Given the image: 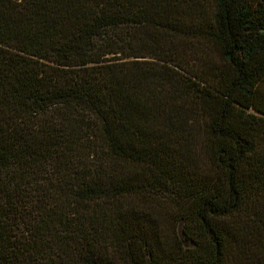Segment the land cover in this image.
Returning <instances> with one entry per match:
<instances>
[{"label":"trees","instance_id":"1","mask_svg":"<svg viewBox=\"0 0 264 264\" xmlns=\"http://www.w3.org/2000/svg\"><path fill=\"white\" fill-rule=\"evenodd\" d=\"M205 11V0H0V264H264V118L244 110L263 111L264 0H215L210 22ZM188 32L224 67L181 72L153 52ZM148 53L167 69L129 59ZM184 111L202 119L212 179L160 159L185 145ZM98 153L151 164L157 189L130 170L107 179ZM141 189L178 228H159L147 200L114 204ZM244 205L263 228H226Z\"/></svg>","mask_w":264,"mask_h":264},{"label":"rangeland","instance_id":"2","mask_svg":"<svg viewBox=\"0 0 264 264\" xmlns=\"http://www.w3.org/2000/svg\"><path fill=\"white\" fill-rule=\"evenodd\" d=\"M214 6L215 0H205L206 11L204 18L209 22L214 12ZM189 17L190 16L185 17L187 23L190 21ZM168 40L169 41H166L165 38L160 37V44L157 49L153 50V52L160 56L171 58L172 61L167 62L168 65L174 67V69L178 71L185 72L186 70L200 73L204 70H210L215 67H224L226 64V56L224 52L209 40L208 37L196 38L188 32V34L179 33L175 35L174 38ZM139 42V37H136L132 43L137 45ZM170 51H172L171 54L165 53L164 55L163 53ZM129 59L137 60L138 63H140L138 69L147 70L146 73H149L150 71H165L167 69L161 65L164 64V61L159 60L157 56H153L149 53L143 56L131 57ZM254 104L263 111H257L254 108L244 110L247 113H252L256 117L264 118V77L260 80L259 85L257 86ZM187 106H190L189 102H187ZM180 113H183L184 117L180 115V117H177L174 120L176 121L177 129L182 133L180 135L184 137L185 145H183L179 151H174L172 153L161 152L164 156L160 159L172 165V170L175 173L177 172L181 174L182 178L188 176V178L194 182H202L204 178H214V169H211L208 165V161L205 158L204 153L200 150L197 140L202 119L196 115L195 111H192V113L190 111L189 113L186 111ZM254 123L261 124L264 127V120L262 119L254 120ZM106 154L107 153H98L95 160H93L97 170V163L101 164V170H98L101 175L107 179L116 175V173L127 176V171L130 170L133 172L136 179L140 180L145 189H157V186L151 181L149 176V171L152 167L151 164L146 162L143 164H134L135 166L118 164L119 162L115 163V158L111 159L106 156ZM145 191L141 189V192L137 194H121L115 199L114 204L122 211L128 209L138 210L139 206H143L142 204L147 200V203H144V206L147 205V210L162 224L159 228H178L175 226L177 220L172 219V214L174 213L172 211L174 209L169 206L168 203H163L162 201L155 199L154 195H151L153 197H147L148 194H146ZM249 211L250 208L247 205H244L239 213H235L232 217L223 219L222 222L226 225V228H263L256 223L255 216H252L253 214L249 213Z\"/></svg>","mask_w":264,"mask_h":264},{"label":"water","instance_id":"3","mask_svg":"<svg viewBox=\"0 0 264 264\" xmlns=\"http://www.w3.org/2000/svg\"><path fill=\"white\" fill-rule=\"evenodd\" d=\"M228 56L230 57V54H228Z\"/></svg>","mask_w":264,"mask_h":264}]
</instances>
